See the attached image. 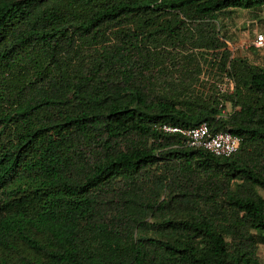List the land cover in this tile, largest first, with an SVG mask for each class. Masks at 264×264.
I'll return each instance as SVG.
<instances>
[{"label": "trees", "instance_id": "obj_1", "mask_svg": "<svg viewBox=\"0 0 264 264\" xmlns=\"http://www.w3.org/2000/svg\"><path fill=\"white\" fill-rule=\"evenodd\" d=\"M262 7L0 0V264H261L264 69L231 59L217 15ZM193 50L230 69L231 95L167 75ZM201 123L237 153L157 130Z\"/></svg>", "mask_w": 264, "mask_h": 264}, {"label": "rangeland", "instance_id": "obj_2", "mask_svg": "<svg viewBox=\"0 0 264 264\" xmlns=\"http://www.w3.org/2000/svg\"><path fill=\"white\" fill-rule=\"evenodd\" d=\"M217 29L219 36L223 38L228 51L232 58L244 60L251 66H257L264 69V46L260 50L250 49L249 43L253 40L256 34L264 36V7L255 10H226L217 15ZM194 58L187 60H178L179 65L188 66L186 71L175 68L171 65L177 62V59H169L166 67L167 75L175 79V83L181 81L188 76L189 68L200 70L196 77L189 81L190 87L195 94H209L216 92V84L221 81L224 73H228L230 69L220 72L217 69V62H214L210 51L193 50ZM198 66V67H197ZM165 69V68H164ZM234 80V78H233ZM235 82V80H234ZM231 112L229 104L221 113L227 116ZM259 195L264 199V192L258 190ZM258 257L261 264H264V245L258 247Z\"/></svg>", "mask_w": 264, "mask_h": 264}, {"label": "built area", "instance_id": "obj_3", "mask_svg": "<svg viewBox=\"0 0 264 264\" xmlns=\"http://www.w3.org/2000/svg\"><path fill=\"white\" fill-rule=\"evenodd\" d=\"M263 46L264 36L256 34L248 47L250 49L260 50ZM234 89L235 82L231 73L228 72L224 73L221 81L216 84L215 91L218 95H231ZM157 130L167 135L179 136L186 147L205 150L215 157H231L237 153L241 142L240 138L233 136L227 131L210 130L207 123H201L195 128L188 129L162 124L157 127Z\"/></svg>", "mask_w": 264, "mask_h": 264}]
</instances>
